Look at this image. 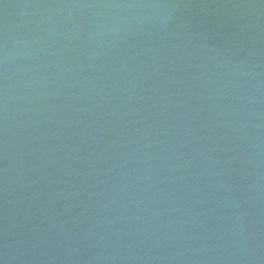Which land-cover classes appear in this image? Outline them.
<instances>
[{
    "label": "water",
    "instance_id": "95a60500",
    "mask_svg": "<svg viewBox=\"0 0 264 264\" xmlns=\"http://www.w3.org/2000/svg\"><path fill=\"white\" fill-rule=\"evenodd\" d=\"M0 264H264V0H0Z\"/></svg>",
    "mask_w": 264,
    "mask_h": 264
}]
</instances>
